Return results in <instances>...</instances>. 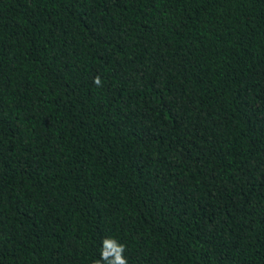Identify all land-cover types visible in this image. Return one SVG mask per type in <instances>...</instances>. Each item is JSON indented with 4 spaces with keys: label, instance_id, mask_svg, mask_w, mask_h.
Returning <instances> with one entry per match:
<instances>
[{
    "label": "trees",
    "instance_id": "1",
    "mask_svg": "<svg viewBox=\"0 0 264 264\" xmlns=\"http://www.w3.org/2000/svg\"><path fill=\"white\" fill-rule=\"evenodd\" d=\"M105 238L264 264V0H0V264Z\"/></svg>",
    "mask_w": 264,
    "mask_h": 264
},
{
    "label": "clouds",
    "instance_id": "2",
    "mask_svg": "<svg viewBox=\"0 0 264 264\" xmlns=\"http://www.w3.org/2000/svg\"><path fill=\"white\" fill-rule=\"evenodd\" d=\"M94 83L101 86V80L96 77ZM101 249V260L104 264H128L127 259L123 255L126 251L124 245L119 244L115 239L105 238Z\"/></svg>",
    "mask_w": 264,
    "mask_h": 264
}]
</instances>
